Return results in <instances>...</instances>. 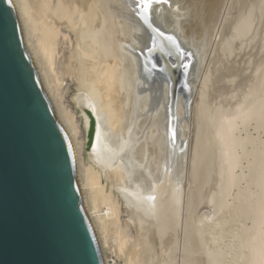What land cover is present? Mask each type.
<instances>
[{"label":"bare ground","instance_id":"obj_1","mask_svg":"<svg viewBox=\"0 0 264 264\" xmlns=\"http://www.w3.org/2000/svg\"><path fill=\"white\" fill-rule=\"evenodd\" d=\"M191 1L194 10L190 14L192 17L189 18L179 0H11L23 24L25 19L27 24L40 35L38 44L49 65L53 67L55 60L59 57L60 60L58 61H65L61 62L65 67V75L76 83L78 92L74 101L83 115V125L87 133L88 158L91 165L100 173V175H96L92 172L90 179L93 188L97 189V213H102V206L107 208L106 219H112L110 220L111 223L104 219V216H100V219L108 230H117L115 234L117 239L115 238L116 240H113L112 244H108L119 260L124 261V264L155 263L157 245L162 242L168 229L167 225L176 218L178 220L177 216L180 210H183L180 208L184 193L187 158H189L187 155H190L187 153V146L190 141L187 142V134H189L187 133V117L190 112L189 106L192 97L188 100L184 97L180 98L178 119L182 122V127L181 135L177 137L170 121V92L173 93L178 86L183 85L184 80L178 82L177 78L178 76L183 77V74L187 73L191 61H194L195 69L192 70L186 83V87L193 94L196 84L194 79L197 78L202 63L201 50L195 46L193 41V30L196 29V20L193 16L199 15L204 23H210L216 19L218 11L227 2V0ZM146 25L151 26L155 34L148 30ZM197 27L199 29L200 25ZM198 32L200 33V29ZM156 35L157 40L155 39ZM160 37L174 41L178 44L180 51L183 54L187 53L191 60L186 59L182 63L178 55H175L176 58L179 57L176 60L170 59L169 52L162 47ZM66 43H71L73 49L61 57V51L66 50H63ZM197 43L199 45L202 42ZM185 66L187 68L184 69ZM163 73L168 74L170 83L165 81ZM254 79L256 80V78ZM201 92L199 99L196 98L197 105L194 109L196 116L194 115V119L196 117L197 119L195 122L197 120L201 122L202 119L206 120L210 106L213 104L210 97L205 92ZM235 109L237 110V108ZM89 111L93 113L98 125L97 139L92 151L89 150V143L93 131V120L88 113ZM247 114L250 115L251 113L248 112ZM232 115V117L229 116L228 120V117L226 118L225 123L222 122L224 124L219 126L220 128H217L218 134L216 136V139L218 137L219 140L216 145L220 144L218 145L221 146L219 149L223 148L225 152L220 154L222 155L220 157L222 160L228 159L230 165L236 159H233L232 154L236 147L233 142L235 137L232 136L236 135L235 131L240 129H236V126L242 117L241 113ZM249 115H247V119H253V114H251V118ZM204 121L203 124L206 123ZM209 123H206L207 126ZM204 133L206 137L208 133L206 131ZM211 138L210 135L209 140ZM191 140L193 141V138ZM209 145L206 144V146L211 147L210 142ZM200 149L203 150L204 148L201 147ZM211 149L213 148L208 150ZM208 150L204 149L205 152ZM213 151H209L212 154L209 153L210 157H206V160L214 156ZM214 160L213 157L211 162ZM229 163L224 164L228 165L229 170H232ZM208 165L207 163L206 166ZM235 167L233 166V170ZM216 170L209 169L207 174L204 172V177L208 173L212 175L213 172L215 175ZM231 172L228 174H233ZM211 175L210 177L208 175L203 183L210 181ZM103 180L112 186L118 200L127 211L128 223L126 228L128 230L133 228L136 233L135 240L131 244L127 238L123 237L122 233H118L120 210L115 205V198L107 195L102 187ZM214 183L217 185L218 182L215 181ZM209 187L210 185H208ZM202 192L206 191L200 189V193ZM202 195L199 196L202 197ZM212 202L211 199V204H213ZM198 208L200 207H197V210ZM91 214L94 219L96 215ZM177 223L174 222L176 225ZM172 225L170 226L172 227ZM105 261L106 264H109V259L105 258Z\"/></svg>","mask_w":264,"mask_h":264},{"label":"rangeland","instance_id":"obj_2","mask_svg":"<svg viewBox=\"0 0 264 264\" xmlns=\"http://www.w3.org/2000/svg\"><path fill=\"white\" fill-rule=\"evenodd\" d=\"M179 1L185 8L186 14L191 18L192 16L190 14L193 13L194 10L192 1ZM222 7L223 8L218 11L215 17L216 19L210 23H204L199 15L193 16L196 20V29L193 30V41L195 46L201 50L200 56L202 57V63L200 65L199 74H197V78L194 79L197 85L195 84L194 86L192 101L189 106L190 112L187 117V133H189L187 134V142L190 140L189 142L191 144L188 142L187 146V153H190V155H187V157H189L187 158L188 163L186 164L187 170L185 172V182L187 183L184 182L183 200L180 208H183V210H180L177 216L178 220L176 218L167 225L168 229L164 234L165 236L162 242H159L157 245L155 263L153 264H264V75H262L264 74V0H227ZM197 25H200V33L198 32L199 29ZM24 26L29 33L33 51L45 73L58 109L60 113L63 112L61 114L66 121L69 122L70 120L67 124L70 125L69 128L76 140L85 180L87 204L90 212L96 215L94 221L97 226L104 256L107 259L115 258L119 261L118 264H124V261L119 260L108 244H112L113 240L117 239L115 235L117 230H108L100 219V216H104V219L107 218V208L102 206V213H97V189L93 188L90 179L92 172L96 175H100V173L91 165L88 158L87 133L83 125V115L74 101L78 92L76 83L73 79L65 75V67L64 64L61 63L65 61H58L60 60L58 57L53 67L49 65L48 60L43 56L38 44L40 35L27 24L25 19ZM197 42L202 43H200L201 45L199 44V46ZM69 48L71 49L69 50ZM72 49V44L66 43L65 47H63V50L66 52L61 51V57H63L65 53H69ZM260 68L263 69L261 70ZM254 78H256V80ZM200 91H202L201 93L205 92V94L210 97V100L213 101L209 109L210 112H208L209 115L206 116V120L208 121L202 119L203 121L205 120L204 122L206 123L210 122V126L208 125L209 127L206 123L203 124L202 120H200L202 123L198 120L195 122L197 117L194 119L196 116L194 110L197 105L196 98L197 100L199 99ZM238 91L239 93L237 94ZM244 102L245 104H242ZM230 104L231 106L233 105V109L230 108ZM241 104L242 106H240ZM235 108H237L238 111ZM233 110H236L238 113ZM248 112L253 114V119H247V115L249 114L246 115V113ZM240 113L242 117L238 120V125L236 126V129H240L236 130V135L234 134L232 136L235 137L233 142L237 147H235L237 150L235 148L233 150L236 156L233 152L232 154L234 156L233 159H236L233 160L235 162H232L230 165L227 161L228 159L224 158V160H222V157H220L222 156L220 154H222L224 150L220 148V151L219 147L221 146H218L220 144L216 145L219 143L217 142L219 141L218 137L216 139L218 134L217 128H220L221 125L225 123L227 117L228 120L233 116L232 114L239 115ZM251 114L249 118H251ZM192 115L195 116L193 117ZM246 119L250 121L248 122ZM205 131L208 133L206 137ZM209 134L212 137L211 140L213 144L212 141L209 140ZM192 138L193 141L191 140ZM199 138L202 142L199 141ZM209 142L211 147L206 146V144L209 145ZM201 147L205 150L213 148L211 150H214V156L212 155L215 158L214 162H211L213 157H211L212 160L209 158L210 161L208 159L206 160V157H210L212 154L209 152L211 150L205 152L204 149H200ZM204 154H206V156H204ZM203 163H208L209 165L206 166V164L204 165ZM224 163H229V166H231L230 169L232 170H229L227 168L228 165L226 166ZM215 166L216 168H214ZM233 166H236L235 170H233ZM212 168L213 171L217 169L216 174L214 175L215 172H213L212 175L208 173L209 177L211 175L210 181H204V184L203 180L208 178V175L206 176L207 178L204 177V175ZM222 168H226V170L224 171ZM202 170L204 171L202 172ZM204 172L206 173L204 174ZM230 172L233 174H228ZM215 181L218 182L217 185L214 183ZM208 185L213 187L208 188ZM102 187L105 189L107 195L115 198V205L118 210H120V226H118V233H122L123 237L127 238L129 244H131L135 240L136 233L133 228L129 230L126 228L128 223V218L126 217V215L128 216V214H126L127 211L124 209L123 205H121L122 203L118 200L117 194L110 184L103 180ZM200 189L206 192L200 193ZM208 189L209 191H207ZM200 194H205L206 196L202 195V197H200ZM195 198L198 199L196 200ZM211 199L213 204H211ZM203 200L206 201L204 202ZM196 206L200 208L197 210ZM106 220L110 221L112 219ZM174 222H178L177 225L174 224ZM170 225H172V227ZM257 244L259 247L256 246ZM156 260H158L157 263Z\"/></svg>","mask_w":264,"mask_h":264},{"label":"water","instance_id":"obj_3","mask_svg":"<svg viewBox=\"0 0 264 264\" xmlns=\"http://www.w3.org/2000/svg\"><path fill=\"white\" fill-rule=\"evenodd\" d=\"M161 43L170 59L191 60L174 41L161 38ZM195 66L191 61L184 67L187 73L177 78L183 85L170 92L177 137L180 98L192 97L186 83ZM163 76L170 83L168 74ZM88 113L92 151L98 125ZM0 264H106L75 137L11 0H0Z\"/></svg>","mask_w":264,"mask_h":264},{"label":"built area","instance_id":"obj_4","mask_svg":"<svg viewBox=\"0 0 264 264\" xmlns=\"http://www.w3.org/2000/svg\"><path fill=\"white\" fill-rule=\"evenodd\" d=\"M119 261L115 258L109 259V264H118Z\"/></svg>","mask_w":264,"mask_h":264}]
</instances>
